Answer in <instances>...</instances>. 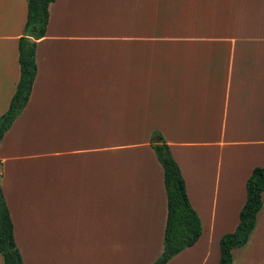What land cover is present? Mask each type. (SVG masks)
<instances>
[{
    "label": "crops",
    "instance_id": "0c3cea01",
    "mask_svg": "<svg viewBox=\"0 0 264 264\" xmlns=\"http://www.w3.org/2000/svg\"><path fill=\"white\" fill-rule=\"evenodd\" d=\"M49 12L32 94L0 145L23 264H153L168 213L154 133L202 221L167 264H219L264 166V0H55ZM27 18L28 0H0V116ZM262 198L233 264H264Z\"/></svg>",
    "mask_w": 264,
    "mask_h": 264
},
{
    "label": "trees",
    "instance_id": "16d2710c",
    "mask_svg": "<svg viewBox=\"0 0 264 264\" xmlns=\"http://www.w3.org/2000/svg\"><path fill=\"white\" fill-rule=\"evenodd\" d=\"M55 0H28V18L24 34L19 40L21 75L9 108L0 116V145L16 119L29 102L38 73L36 49L38 40L47 33L50 20L49 7ZM152 146L164 167L168 213L164 250L153 264H167L184 249L193 246L202 235V221L193 208L181 169L170 146L162 135L154 133ZM2 161L0 159V253L5 264H23L22 254L14 236V225L3 193ZM264 166L255 167L247 180V201L240 212V222L220 241L219 264H233V249L245 246L256 227L258 213L263 207Z\"/></svg>",
    "mask_w": 264,
    "mask_h": 264
},
{
    "label": "rangeland",
    "instance_id": "374dc122",
    "mask_svg": "<svg viewBox=\"0 0 264 264\" xmlns=\"http://www.w3.org/2000/svg\"><path fill=\"white\" fill-rule=\"evenodd\" d=\"M258 248H259V251L257 252V255H259L260 259L262 257L263 263H264V247L262 244H260V245H258ZM256 256H255V258H256Z\"/></svg>",
    "mask_w": 264,
    "mask_h": 264
}]
</instances>
